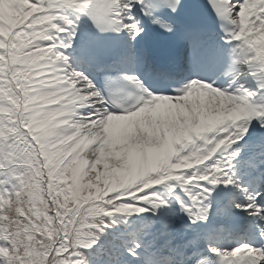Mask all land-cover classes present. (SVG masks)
<instances>
[{"label":"snow or ice","instance_id":"snow-or-ice-1","mask_svg":"<svg viewBox=\"0 0 264 264\" xmlns=\"http://www.w3.org/2000/svg\"><path fill=\"white\" fill-rule=\"evenodd\" d=\"M0 264H264V0H0Z\"/></svg>","mask_w":264,"mask_h":264}]
</instances>
